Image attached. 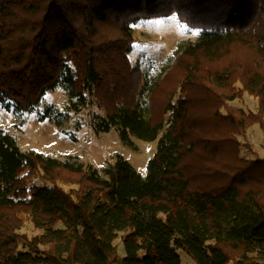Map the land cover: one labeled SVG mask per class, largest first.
<instances>
[{"label":"trees","instance_id":"trees-1","mask_svg":"<svg viewBox=\"0 0 264 264\" xmlns=\"http://www.w3.org/2000/svg\"><path fill=\"white\" fill-rule=\"evenodd\" d=\"M172 13L201 33L150 83L133 24ZM55 88L66 110L40 119L86 109L155 151L145 173L122 154L100 168L0 129V264H264V157L239 139L264 128V0H0V104L31 112ZM244 92L256 112L230 106Z\"/></svg>","mask_w":264,"mask_h":264},{"label":"rangeland","instance_id":"rangeland-1","mask_svg":"<svg viewBox=\"0 0 264 264\" xmlns=\"http://www.w3.org/2000/svg\"><path fill=\"white\" fill-rule=\"evenodd\" d=\"M200 28L190 27L182 22L176 13L167 16L141 19L133 24V42L129 52L131 60L139 64L152 83L164 70L170 68L171 60L187 43L200 35ZM67 96L62 88L49 89L43 96L37 109L31 112L15 113L6 110L0 104V129L9 131L16 137L24 150H35L54 156L71 155L83 162H91L102 168L122 154L134 167L145 173L147 162L154 154L155 142L133 137V144L122 141L116 130L97 132L91 126L88 110L71 112L66 124L57 126L51 119H40L39 113L46 105L54 104L59 110H66ZM230 106L256 112L258 99L244 92L241 97L229 101ZM97 110L92 108L90 112ZM243 143L241 153L253 159L264 157V128L255 123L240 135ZM29 235L38 232L30 222L22 228ZM122 247V245H121ZM183 264H197L186 252L180 251Z\"/></svg>","mask_w":264,"mask_h":264}]
</instances>
